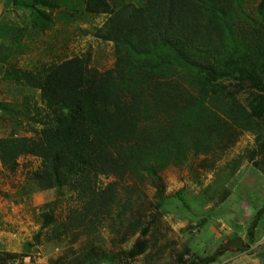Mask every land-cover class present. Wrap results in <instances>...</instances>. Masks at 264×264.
Listing matches in <instances>:
<instances>
[{"label": "trees", "instance_id": "trees-1", "mask_svg": "<svg viewBox=\"0 0 264 264\" xmlns=\"http://www.w3.org/2000/svg\"><path fill=\"white\" fill-rule=\"evenodd\" d=\"M82 8L87 15H107L95 37L112 43V67H90L86 53L43 73L5 70L7 80L13 76L38 90L46 115L53 117L37 139L0 138V165L10 173L22 156L41 159L40 169L30 173L36 186L30 192L67 187L75 194L79 205L63 225L74 240L120 218L146 176L173 165L186 150V133L194 137L189 149L207 155L223 152L252 130L245 106L211 92L207 78L243 75L256 86L264 83V31L242 0H120L114 5L83 0ZM41 16L35 11L32 18ZM263 100L250 105L262 106ZM30 101L22 110L35 117ZM100 177L110 181L100 186ZM263 214L264 205L248 227L250 236ZM217 258L195 257L189 263L211 264Z\"/></svg>", "mask_w": 264, "mask_h": 264}, {"label": "rangeland", "instance_id": "rangeland-1", "mask_svg": "<svg viewBox=\"0 0 264 264\" xmlns=\"http://www.w3.org/2000/svg\"><path fill=\"white\" fill-rule=\"evenodd\" d=\"M46 1L48 5L41 7L33 0H0V138L16 134L37 139L53 117L46 115L38 90L16 82L13 76L7 80L5 70L43 73L52 64L86 53L90 54L89 66L96 70L113 65L112 43L95 37L96 28L103 25L107 15L85 14L83 0H61L63 5L55 4L57 0ZM108 1L112 5L120 2ZM242 6L246 12L253 11L251 16L264 31V0H242ZM35 11L43 16L33 19ZM258 50L255 48L256 53ZM207 83L211 92L235 97L245 106L252 130L241 133L223 152L207 155L189 149L194 137L186 133V150L173 165L146 176L139 192L132 196L131 207L120 218L93 226L78 239L63 229L69 212L79 205L73 192L63 187L46 190L43 199L28 195L36 188L29 180L30 173L40 169L41 159L20 157L14 173L0 166V235L13 236L20 248L27 242L23 253L0 252V264H76L79 258L80 264H190L195 257L214 254L218 258L211 264H264V214L255 240L250 241L245 232L236 233L249 243L248 249L226 247V240L210 237L205 225L207 219L212 224L209 216L222 202L228 201L226 209L237 208L238 198L228 195L229 188L244 175L236 176L238 172L247 173L250 165L264 167V105H250L252 100L264 98V83L256 86L243 75L224 81L209 77ZM29 98L35 117L22 110ZM109 181L100 177L98 184L104 186ZM260 184L264 185V178ZM248 185L253 187L254 182L248 181ZM246 187L247 181L241 192ZM256 202L254 199L251 204ZM259 210L252 212L243 231Z\"/></svg>", "mask_w": 264, "mask_h": 264}, {"label": "crops", "instance_id": "crops-1", "mask_svg": "<svg viewBox=\"0 0 264 264\" xmlns=\"http://www.w3.org/2000/svg\"><path fill=\"white\" fill-rule=\"evenodd\" d=\"M57 3H59L60 5H63L61 0L60 1L57 0V2L55 4H57ZM66 12H67V10H66ZM59 13L61 14V11ZM67 17H69V16H67ZM48 18H50V17H48ZM62 18H59L58 20H60V19L65 20L66 19L64 17H62ZM70 29H72V26L70 27ZM238 169H237V171H238ZM239 174H244V175H240V177L237 178L235 185L233 187L229 188L230 190H229V195H228L229 198L231 196H235L238 198L239 204L236 205L237 208L234 209L233 211H231L230 208L226 209L224 206H225L226 202H228V201H224L221 204V208L218 207V210H221V211L218 212V210L217 211L214 210V212L212 213L214 216L212 217V214L209 216V218H211L213 220V221H211L212 224H210V222H209L210 220H208V219H207V223L205 224L208 234L212 235L210 237L215 236L218 241H222V240L228 241L229 239L238 237L237 235H239L242 232H245L248 239L250 241H253L257 238L256 235H259L258 231L262 227L261 224L257 225L253 229V235H251V236L248 233V228L246 231H243L245 229V227L247 226L246 221L249 220V217L251 216L252 212L259 210L264 205V185L262 186L260 184L262 179L264 178V167L262 168L260 166V168H255V167H252L250 165L247 173L238 172V174L236 176H238ZM246 181H247L246 190H243L244 192H241V190H242L241 186ZM248 181L254 182V186L250 187L248 185ZM233 190H234V192H232ZM44 192L45 191L33 192L31 194H28V195H32V196L38 195L41 199H43ZM238 195H239V197H238ZM229 198H228V200H229ZM254 199H257V202L255 205L251 204V203H253ZM32 200L34 201L33 198H32ZM257 204H259V206H257ZM256 206L259 209L258 208L256 209ZM28 208H30V206H28ZM28 208L26 207V209H28ZM247 217H248V219H247ZM177 226H180V223L177 224ZM183 226H184V224H183ZM236 233H238V234L236 235ZM263 236H264V233L262 235V238H264ZM13 238H14L13 236L7 237L5 235H0V252L5 251L4 249H6V253H19L20 251H21L20 253L24 252L23 247H24L25 243H27V242L25 241V243L22 244L21 248H20V245H18V243L16 241L12 240ZM27 241H29V240L27 239ZM11 264H15V263H11Z\"/></svg>", "mask_w": 264, "mask_h": 264}, {"label": "water", "instance_id": "water-1", "mask_svg": "<svg viewBox=\"0 0 264 264\" xmlns=\"http://www.w3.org/2000/svg\"><path fill=\"white\" fill-rule=\"evenodd\" d=\"M224 245L232 249H248L249 248V244L244 243V241L239 237L229 239L228 241L225 242Z\"/></svg>", "mask_w": 264, "mask_h": 264}, {"label": "clouds", "instance_id": "clouds-1", "mask_svg": "<svg viewBox=\"0 0 264 264\" xmlns=\"http://www.w3.org/2000/svg\"><path fill=\"white\" fill-rule=\"evenodd\" d=\"M247 244H249V243H247ZM249 247H250V245H249Z\"/></svg>", "mask_w": 264, "mask_h": 264}]
</instances>
